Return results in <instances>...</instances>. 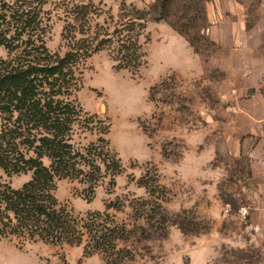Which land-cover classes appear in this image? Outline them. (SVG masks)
<instances>
[{
	"label": "rangeland",
	"instance_id": "374dc122",
	"mask_svg": "<svg viewBox=\"0 0 264 264\" xmlns=\"http://www.w3.org/2000/svg\"><path fill=\"white\" fill-rule=\"evenodd\" d=\"M95 1L114 17L122 1L148 11L156 3ZM167 2L164 19L146 22L138 70L116 68L106 50L83 68L77 100L108 125L121 173L113 185L102 179L91 197L80 181L58 179L55 197L75 215L110 203L111 218L126 227L117 240L129 251L121 264H264V231L252 225L248 161L218 153V113L227 104L236 112L235 102L252 93L264 95V0ZM62 24L52 13L45 39L52 52L65 50ZM6 55L0 47V58ZM95 139L90 133L78 138ZM1 174L13 188L30 178L29 172ZM153 176L158 185L150 195L140 180L150 184ZM140 199L161 203L152 228L134 211ZM84 244L2 238L0 264H106L100 253L84 256Z\"/></svg>",
	"mask_w": 264,
	"mask_h": 264
},
{
	"label": "trees",
	"instance_id": "16d2710c",
	"mask_svg": "<svg viewBox=\"0 0 264 264\" xmlns=\"http://www.w3.org/2000/svg\"><path fill=\"white\" fill-rule=\"evenodd\" d=\"M167 1L156 0L149 11L122 1L114 17L95 0H0V47L7 52L0 58V239L85 242L84 256L100 253L106 264L128 258L129 251L117 244L126 227L111 218L110 203L104 211L75 215L54 190L58 179L71 178L91 197L102 179L108 176L113 185L121 173L120 158L106 138L108 125L77 100L83 68L92 54L106 50L116 68L138 70L144 64L140 37L146 22L167 16ZM52 13L63 23L62 53L46 45ZM87 133L96 139L81 143L78 138ZM28 172L19 188L1 181V173ZM143 180L153 194L154 176L150 184ZM160 208L156 199H140L134 211L152 228ZM141 233L149 234L145 227Z\"/></svg>",
	"mask_w": 264,
	"mask_h": 264
},
{
	"label": "crops",
	"instance_id": "0c3cea01",
	"mask_svg": "<svg viewBox=\"0 0 264 264\" xmlns=\"http://www.w3.org/2000/svg\"><path fill=\"white\" fill-rule=\"evenodd\" d=\"M235 104L236 112L227 107L218 113V153L221 150L223 156L246 157L248 184L254 188L249 196L254 210L252 225L264 231V95L252 93Z\"/></svg>",
	"mask_w": 264,
	"mask_h": 264
},
{
	"label": "built area",
	"instance_id": "2783aa9c",
	"mask_svg": "<svg viewBox=\"0 0 264 264\" xmlns=\"http://www.w3.org/2000/svg\"><path fill=\"white\" fill-rule=\"evenodd\" d=\"M232 92H234V90H232ZM227 102V101H226ZM226 107H230V110L233 112V111H235V108H233V106H229L228 104H227V106ZM226 211H227V209H226ZM239 212L242 214V216L244 217L246 214H247V209H246V207H244V206H242L240 209H239Z\"/></svg>",
	"mask_w": 264,
	"mask_h": 264
}]
</instances>
